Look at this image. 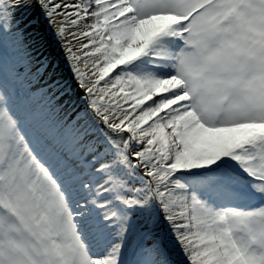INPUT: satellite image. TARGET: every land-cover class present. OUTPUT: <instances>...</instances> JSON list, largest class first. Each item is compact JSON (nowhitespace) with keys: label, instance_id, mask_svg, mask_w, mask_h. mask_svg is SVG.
Listing matches in <instances>:
<instances>
[{"label":"snow or ice","instance_id":"1","mask_svg":"<svg viewBox=\"0 0 264 264\" xmlns=\"http://www.w3.org/2000/svg\"><path fill=\"white\" fill-rule=\"evenodd\" d=\"M0 264H264V0H0Z\"/></svg>","mask_w":264,"mask_h":264}]
</instances>
